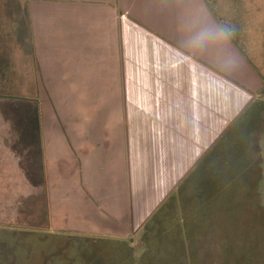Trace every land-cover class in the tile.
Masks as SVG:
<instances>
[{
    "label": "crops",
    "instance_id": "1",
    "mask_svg": "<svg viewBox=\"0 0 264 264\" xmlns=\"http://www.w3.org/2000/svg\"><path fill=\"white\" fill-rule=\"evenodd\" d=\"M250 3L251 0H0V116L6 117L0 124V178L4 180L0 191L5 195L0 200L2 221L7 218L9 223L19 209L26 217L27 200L34 188L29 162L38 149V141H32L28 127L27 114L33 103L24 101V111L17 113L14 104L18 100H12L9 94L15 93L14 89L20 85L26 95L28 75L31 86L101 84L100 102L106 103L118 119H112L107 128L109 135L95 126L85 127L86 131L79 134L77 117H72L71 124L53 126L51 130L35 122L42 130L44 152L50 157L61 154L77 165L71 188H75L81 219L88 222L90 235L138 243L147 236V225L154 220L152 237L164 246L159 254L149 249V254L156 256L152 257L154 261L221 264L222 228L217 215L213 216L216 221H209L211 212H219L216 206L197 204L187 205L186 209L165 206L194 175L201 180L207 178L204 167L208 169L211 151L226 129L257 98L264 97V75L254 67L248 68L238 56L237 63L229 58L223 64H206L201 73L198 65L184 62V78L178 79L172 59L173 63L169 60L160 65L159 82L150 81L155 86L144 87L140 92L142 103L136 109L129 110V105L122 107L120 93L102 91L103 84L122 85L123 89L121 74H129L130 64L138 66L131 63L128 55V59L125 57L130 51L137 52L138 48L126 52L128 47L137 46V39L130 45V37L135 38V34L140 40L142 37L152 40L149 46L157 50L158 57L162 58L159 49L162 48L165 60L168 56L170 59L176 47L170 37L173 30L161 22L177 20L173 6L182 4L199 9L210 4L249 6ZM161 6H167V10ZM192 10L186 19L193 18ZM231 32L238 35L236 28ZM161 40L164 43L157 46ZM18 53L23 54L21 61ZM19 62H29L31 69H18ZM118 71L122 79L113 77L109 83L108 77L110 80L111 74L117 76ZM148 83L145 80L142 86ZM210 85H221L225 92L232 93L228 101L233 104L231 110L225 105L220 111L211 106ZM4 86L6 95L1 91ZM224 114L230 116L221 120L220 132L208 135ZM18 117L24 118L23 125L11 124V119ZM202 125L206 130H202ZM201 167L203 170L199 171ZM215 175L212 179L219 181L217 172ZM12 180L19 190L13 194L7 192Z\"/></svg>",
    "mask_w": 264,
    "mask_h": 264
},
{
    "label": "rangeland",
    "instance_id": "2",
    "mask_svg": "<svg viewBox=\"0 0 264 264\" xmlns=\"http://www.w3.org/2000/svg\"><path fill=\"white\" fill-rule=\"evenodd\" d=\"M250 4H210L199 6V9L198 6L188 8L189 6L182 4L173 6L177 20L161 22L164 27L173 30L170 37L176 47L175 51L170 53V59L167 54L168 60H165L162 48L159 49L163 59L160 55L158 57L157 50L149 46L152 40L144 37L140 40L135 34V38L130 37V45L137 39V46L128 47L126 52L138 48L137 52L130 51L125 57L128 55L131 63L138 66L130 64L129 74H121L125 92L122 85L116 87L115 84H109L106 87L103 84L105 87L102 93H120L122 107L129 105V110L136 109L142 103V100H139L143 97L140 92L142 93L144 87L153 88L155 85L152 83L159 82L160 65L169 60L173 63L172 59L178 69V79L184 78V62L198 65L201 73L207 68L206 64H223L225 59L236 60L238 56L248 68L254 67L264 75V66L260 65H264V0H251ZM161 7L167 10V6ZM186 7L188 9L185 10ZM190 10L193 18L188 20L186 16H189ZM233 28H236L238 35L231 32ZM160 43L164 41L161 40L156 45L161 46ZM29 55L26 54L27 57ZM21 57L23 54L18 53V61L22 60ZM237 62L236 60L235 63ZM19 63L18 69H31L29 62ZM225 72L230 74V71ZM127 76L129 78L124 79ZM113 77L122 79L119 71L117 76L111 74L110 80L109 77L106 79L112 83ZM25 79L28 83L25 88L26 95L22 94L23 86L20 85L14 89L15 93L11 92L9 95L12 100H18L14 104L17 113L24 111V101L33 103L27 116L30 119L28 127L32 141H38L37 155L29 162L34 188L27 200L26 217L19 209L16 217L9 218V223L7 218L5 221H2L3 217L0 218V264H167L165 261H154L152 257L156 256L149 254V249L153 248L159 254L164 248L160 241H154L152 237L154 220L147 225V236L138 243H122L115 238L91 236L88 222L85 223L81 219L79 199L73 192L75 188H71L76 163L66 160L61 154L53 156L54 158L48 156L41 145L42 130L38 124L51 130L53 126L71 124L72 117L79 119V134L86 131L85 127L90 126H95L106 135L110 134L107 128L112 119H118L111 114L106 103L100 102L101 84L31 86V76L28 75ZM145 80L149 83L142 86ZM209 87L213 89L209 102L211 106L220 111V107L225 105V108L227 106L231 110L233 104L228 101L232 93L225 92L221 85ZM5 89L6 86L1 90L4 95L8 93ZM111 98L110 94L108 99ZM36 108L37 115L34 116ZM228 114L217 119L216 127L210 129L208 135L213 136L220 132L221 120L230 116ZM4 120L6 117L0 116V124H3ZM23 121L24 118L21 117L15 120L12 118L11 124L20 126ZM35 122L38 124L35 125ZM202 130H206L204 125ZM82 147L85 148V145ZM82 150L80 152H83ZM211 154L212 157L207 161L208 169L204 167L207 173L205 180L208 181L198 179L194 175L179 192L170 197L165 207L184 206L186 209L187 205L205 204L210 208L216 206L215 210L219 212H211L209 221H214L213 216L217 215L222 228L224 257L221 264H264V97L257 98L248 111L226 129L224 137ZM215 156L218 158L214 159ZM202 170L203 167L199 169ZM216 172L219 181L212 179ZM1 182H4L2 178ZM11 185L7 192L13 194L19 191L13 180ZM65 185L68 186L67 189H63ZM51 186L58 188V192ZM4 197V192L0 191V200ZM180 214L186 216V213Z\"/></svg>",
    "mask_w": 264,
    "mask_h": 264
}]
</instances>
